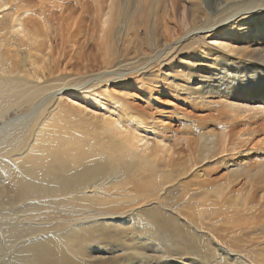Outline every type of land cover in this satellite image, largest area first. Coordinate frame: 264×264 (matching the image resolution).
<instances>
[{
    "label": "bare ground",
    "instance_id": "bare-ground-1",
    "mask_svg": "<svg viewBox=\"0 0 264 264\" xmlns=\"http://www.w3.org/2000/svg\"><path fill=\"white\" fill-rule=\"evenodd\" d=\"M183 1L173 39L163 0H0V264H104V242L143 264L152 231L160 259L264 264V0ZM130 78L190 111L163 124L104 86Z\"/></svg>",
    "mask_w": 264,
    "mask_h": 264
},
{
    "label": "rangeland",
    "instance_id": "rangeland-1",
    "mask_svg": "<svg viewBox=\"0 0 264 264\" xmlns=\"http://www.w3.org/2000/svg\"><path fill=\"white\" fill-rule=\"evenodd\" d=\"M164 3L162 5V12H160L158 15L161 17L159 20L160 24H162L163 28L168 31V33L172 36L173 39H176L179 37V35L187 30V22L184 17V1L183 0H176L175 4L173 5L171 0H163ZM249 23H253L252 21H248ZM253 24H250L249 26H252ZM208 39V36L206 37V40ZM134 78H130L129 80H112L109 81L107 84H104V86H108V90L113 91L114 93L121 95L125 98H127V101L130 102L135 107H145L148 104L151 106L152 113H155V117L163 116V121H165L163 124L166 123H173L174 118L180 119L181 114L188 113L190 110L186 108L184 105V99L182 96H184V93H180V96H175L171 91H174L175 85L171 84L169 89H163L162 84L160 83V80L158 78V81H155V84H153L152 90H146L144 86L141 83L136 82ZM123 83H126L123 85ZM103 86V87H104ZM172 93V94H171ZM67 97H65V96ZM71 95H67V92H62V94L58 95V100L64 105L72 104L73 106H90L89 103H85L84 101L79 100L78 98H75L73 96L69 97ZM64 101V102H63ZM105 101V100H104ZM210 102L217 103L218 100L216 98L210 99ZM78 103V104H77ZM88 108V107H87ZM114 106H109V110L112 111ZM185 108L187 110H185ZM100 110V109H99ZM151 111V110H150ZM202 112V111H198ZM176 113L177 115H174ZM199 114V113H196ZM161 119V118H159ZM181 127L175 126L173 128L176 130L174 133H170L169 130H166L165 132L173 136L174 138L171 140L169 144L172 146L174 144V147H178L180 142L185 141V137H187L184 133L180 132ZM164 132V133H165ZM180 132V133H179ZM260 138H263L262 135L257 136L253 143L258 141L260 142ZM252 145V144H251ZM232 146V145H231ZM238 148V146H237ZM225 154H222L220 156H224ZM249 155H239L234 156L233 159L238 160L239 162L246 161L249 159ZM209 169H215V173L213 174V177L218 179V177H223L227 175L226 168L222 166H208ZM153 240L145 239L143 236L140 237L138 235L135 239V246L140 245L141 246V257L142 259L147 258V263L142 262L143 264H155L156 262L159 264H167V263H173V264H185V260H191L198 264L200 262L197 260V258L194 255L186 254L182 258H174L169 257L167 259H160L157 257V255L162 254V251L158 247L162 243L166 241L165 238H163L159 233L152 231V237ZM142 243L144 245L142 246ZM127 244L129 246L130 240H127ZM104 247L102 249L98 250H90L87 255H90L91 257H95L94 260H89L92 263H111L115 262L118 264H137L136 259L138 255H132L128 252L129 257L132 258V260H128L127 257H120L121 252L120 251H127L125 248L127 245L123 244L122 242L118 243H111V242H104ZM95 246V245H94ZM152 246V247H151ZM212 247V246H211ZM81 250V249H80ZM140 251V250H139ZM81 252V251H80ZM210 254H213V257L211 258L212 263L211 264H225L227 263L225 258H216L215 253L213 250L210 251ZM114 255V256H113ZM99 256H102V259L98 258Z\"/></svg>",
    "mask_w": 264,
    "mask_h": 264
}]
</instances>
